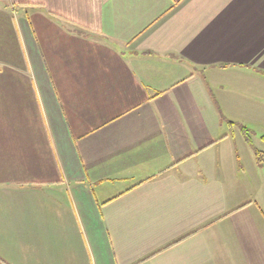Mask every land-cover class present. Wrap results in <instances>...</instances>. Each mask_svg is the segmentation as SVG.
<instances>
[{
    "label": "crops",
    "instance_id": "obj_1",
    "mask_svg": "<svg viewBox=\"0 0 264 264\" xmlns=\"http://www.w3.org/2000/svg\"><path fill=\"white\" fill-rule=\"evenodd\" d=\"M264 0H0V264H264Z\"/></svg>",
    "mask_w": 264,
    "mask_h": 264
},
{
    "label": "trees",
    "instance_id": "obj_2",
    "mask_svg": "<svg viewBox=\"0 0 264 264\" xmlns=\"http://www.w3.org/2000/svg\"><path fill=\"white\" fill-rule=\"evenodd\" d=\"M256 160L259 164H261V165L264 164V154L257 152L256 153Z\"/></svg>",
    "mask_w": 264,
    "mask_h": 264
}]
</instances>
